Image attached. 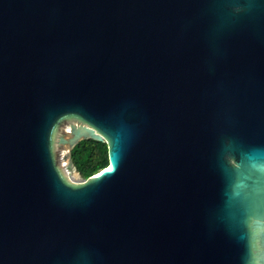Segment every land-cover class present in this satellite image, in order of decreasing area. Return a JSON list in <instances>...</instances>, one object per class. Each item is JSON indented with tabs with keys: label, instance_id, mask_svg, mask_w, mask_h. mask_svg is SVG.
Masks as SVG:
<instances>
[{
	"label": "water",
	"instance_id": "1",
	"mask_svg": "<svg viewBox=\"0 0 264 264\" xmlns=\"http://www.w3.org/2000/svg\"><path fill=\"white\" fill-rule=\"evenodd\" d=\"M0 264H264V0H0Z\"/></svg>",
	"mask_w": 264,
	"mask_h": 264
},
{
	"label": "trees",
	"instance_id": "2",
	"mask_svg": "<svg viewBox=\"0 0 264 264\" xmlns=\"http://www.w3.org/2000/svg\"><path fill=\"white\" fill-rule=\"evenodd\" d=\"M108 144L92 138L81 140L71 150L76 171L85 179L106 168L109 164Z\"/></svg>",
	"mask_w": 264,
	"mask_h": 264
},
{
	"label": "rangeland",
	"instance_id": "3",
	"mask_svg": "<svg viewBox=\"0 0 264 264\" xmlns=\"http://www.w3.org/2000/svg\"><path fill=\"white\" fill-rule=\"evenodd\" d=\"M65 154H67V153H65ZM66 156V155H65ZM65 156H63V158H64V160H65V162H66V168L75 176V177H80V178H83L77 171H74V170H71V169H69L68 167H67V165H68V159L65 157Z\"/></svg>",
	"mask_w": 264,
	"mask_h": 264
},
{
	"label": "snow or ice",
	"instance_id": "4",
	"mask_svg": "<svg viewBox=\"0 0 264 264\" xmlns=\"http://www.w3.org/2000/svg\"><path fill=\"white\" fill-rule=\"evenodd\" d=\"M112 170H113V165L110 163V164H109V167L106 168L104 171H105V172H110V171H112ZM98 175H103V173H98Z\"/></svg>",
	"mask_w": 264,
	"mask_h": 264
},
{
	"label": "bare ground",
	"instance_id": "5",
	"mask_svg": "<svg viewBox=\"0 0 264 264\" xmlns=\"http://www.w3.org/2000/svg\"><path fill=\"white\" fill-rule=\"evenodd\" d=\"M65 153H67V151L65 152ZM66 154H64V156H65ZM66 165V164H65Z\"/></svg>",
	"mask_w": 264,
	"mask_h": 264
}]
</instances>
